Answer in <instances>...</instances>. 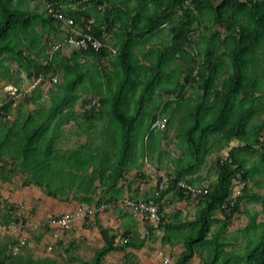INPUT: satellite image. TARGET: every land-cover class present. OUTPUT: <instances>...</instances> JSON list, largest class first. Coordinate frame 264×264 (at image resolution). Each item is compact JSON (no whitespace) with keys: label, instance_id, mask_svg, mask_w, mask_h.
Here are the masks:
<instances>
[{"label":"trees","instance_id":"obj_1","mask_svg":"<svg viewBox=\"0 0 264 264\" xmlns=\"http://www.w3.org/2000/svg\"><path fill=\"white\" fill-rule=\"evenodd\" d=\"M42 1L51 2L55 11L72 19V26L46 7L42 11L32 9L30 0H0V180L11 181L21 175L23 185H34L50 197L85 202L90 207L105 203L107 210L109 203L116 206L125 198L112 193L130 171L128 163L137 142H143L155 130L159 141H170L168 131L175 128L180 154L173 155L170 149L167 154L158 150L156 155L163 168L170 169H165L169 184L157 196L158 177L153 194L142 200L156 201L157 227H164L167 234L163 242L172 243L174 232L169 231L174 225L166 221L172 215H163L162 210L165 196L171 192L175 201L200 197L195 219L180 224L183 233L176 241L183 243L184 250L176 264H188L202 250L206 252L204 264H264V220L258 221L257 214L242 230V250L227 249V224L210 237L215 223L221 222L216 216L219 208L229 213L228 219L246 200L261 203L264 211V195L249 185L264 186V0ZM116 24L119 28L109 39L104 33L112 32ZM37 25H66L69 30L59 43L50 45L46 32H38ZM88 25L104 46L94 49L70 45L72 28ZM218 25L226 30L224 37L218 31L211 32ZM203 26L205 29L199 31ZM165 27L167 35L162 32ZM198 33L203 35V46L197 43ZM157 39L166 41L157 45ZM148 43L151 46L144 51ZM64 45L74 49L71 57L62 52ZM80 56L94 60L82 63ZM15 63L17 69L12 67ZM23 71L29 86L40 75L43 77L22 95L26 105L37 104L43 96L39 88L62 74L58 89L50 90L47 107L29 110L16 102L19 94L4 90L5 85L17 82L16 77L20 81ZM2 81L6 82L4 86ZM77 102L81 110L75 111ZM73 118L79 123V136L85 133L96 139L77 145V149H65L60 145L66 135L63 127ZM144 119L146 129H141L135 140L140 128L137 124ZM164 119V126L155 125ZM216 151L217 174L206 193L193 194L178 185L182 180L203 187L195 184L193 175ZM155 168L159 172L161 166ZM237 181L243 187L232 197ZM3 207L4 218L0 220H11V209L18 220H26L17 214L24 209L23 203L11 201ZM101 212L89 218L94 217L104 244L94 249L91 259H74L80 264H104L109 253L128 248L134 249L126 252L128 259L136 258L135 250L144 247L146 237L131 233L130 228L117 239L119 232L99 223ZM151 224L147 232L153 236L156 229ZM44 225L50 229L45 232L52 231L47 220ZM73 230L74 225L60 229L62 238L69 237ZM17 242L16 234L0 233V264H58L49 257L26 255L22 252L24 245L15 251ZM58 246L71 252L77 243L72 239L68 245Z\"/></svg>","mask_w":264,"mask_h":264},{"label":"rangeland","instance_id":"obj_2","mask_svg":"<svg viewBox=\"0 0 264 264\" xmlns=\"http://www.w3.org/2000/svg\"><path fill=\"white\" fill-rule=\"evenodd\" d=\"M29 5L32 9H38L39 11H42V9H44V7H46V5L44 4V2L42 0H30ZM207 25H210L209 23ZM206 27V26H205ZM205 27L203 26L202 28L199 29V31L205 29ZM214 31H218L221 33V36L224 37V35H226V30L224 27H222L221 25L218 26H213L211 32L213 33ZM203 33V32H202ZM202 33L199 35V33L197 34V42L198 44L201 43L202 45V41H203V35ZM165 37V36H164ZM166 40H159L157 39V42L159 45V43H162ZM200 50V49H199ZM12 67L14 69H17V64L15 63L14 65L12 64ZM27 75L22 74L20 77V81L19 78L16 77L15 80H17L15 84V86L19 89H23L28 87L29 85V81L26 78ZM58 82H54L51 83V81L46 82V84H43L39 89H41V93H42V98L38 100V103H30V104H23V97L22 95H19V97L17 98L16 102H18L19 104L21 103L22 106L26 107L29 110L35 109V108H39V107H47L50 103V97H51V93L50 90L51 88L53 89H58L59 85L62 83V74L58 73ZM26 78V79H25ZM37 90H35L33 92V94H36ZM190 93V92H189ZM83 96H85L83 94ZM17 111V108L15 109V112ZM13 118H15V115H13ZM12 118V119H13ZM178 118H176V125H178L179 123H177L179 120H177ZM141 124H137L140 125L139 130H137V133L134 135V139L137 140L139 137V133L141 129H146V122H142L140 121ZM116 127H118L117 123L115 124ZM175 129V128H174ZM174 129H169V133H168V137L171 138L170 141H168L169 143V147L170 149L175 152L176 154H180V150L177 148L176 146V134H175V130ZM152 141V142H151ZM151 141L150 143L152 144V147L156 146L158 141H159V133L158 130L152 131L151 132ZM136 142V141H135ZM161 142V140H160ZM215 143L216 140H214ZM173 144V145H172ZM158 146H156L157 148ZM220 152V150H219ZM219 152L216 151L214 153H212L206 160V164L203 166L202 171H200L202 174H197L196 177L200 178V182L195 181V184L198 185H207L209 186V184L215 180L216 178V166H215V162H216V158L219 155ZM175 153L173 155H175ZM220 155H224V151L220 152ZM168 170V169H166ZM170 170V169H169ZM168 170V171H169ZM161 171V170H160ZM158 173V172H157ZM193 177H195L193 175ZM23 180L24 178L21 175H17V176H13L11 181H3L0 180V218H4L3 214H4V205L8 204L9 202L12 201H16L13 199V197H17L20 199L21 202L16 201L18 203H23L24 204V209H20L17 212H19V215H22L21 217H25L26 218V222L28 223H36V225H38V229L34 228L32 225L28 224L25 225L24 227V232L29 236L28 241H26L24 245V247H22L23 251L26 255H30L34 258H44V257H49L51 259H54L58 264H80L79 261H76L74 259V257L78 256V257H82L83 259H91L92 258V253L95 248H97L98 243L92 245L90 243H87L83 245V243L81 242V247L78 248L76 251H71V252H66L65 250H63L61 247H57L54 248L52 250H48V248L45 247L47 242H52L53 240H49L47 242H45V235L49 234V235H53V231H47L46 230H50V229H45L46 225H44V219L45 218H41V216H39L37 214V210L34 209L32 206L29 207L27 206V191L25 190V185H23ZM195 180V178H194ZM264 183V180H263ZM250 187L252 189H254L255 191H258L261 195H264V186L262 188H257V187H253V183L249 184ZM243 187V183H240L237 181V183L233 186V196L235 197L237 194H240L241 189ZM43 193L44 191L41 190ZM34 192H31L29 194V196H34L33 194ZM125 197H129V196H125ZM132 197V196H131ZM123 200V199H122ZM169 201H171L169 203ZM165 207H168V212L163 210V215L168 214V215H172L174 216V213H177V211L179 210H184L186 211V213L188 214L189 217H191L192 219L195 218L196 213L198 208L200 207V197L199 196H189L186 199H182V200H178L176 198V201H174L173 199L168 200V198H166L163 201ZM119 207H123V208H127L124 206L122 201H119L118 203ZM45 206V205H44ZM49 206V205H48ZM111 206H115V205H111ZM110 206V207H111ZM172 206V207H171ZM47 213H43L44 217L47 216V214H51L49 211V209L44 208ZM129 209V208H127ZM223 209H218L216 211V216L217 218H219L221 220V222H216L215 225L213 226V231L210 234H213V232L215 230H217L219 227L223 226L224 224H227V230L225 232V236H227V242H228V250H242V246H244L245 244V240H244V235L242 233V230L251 222V218L253 214H257V219L258 221L264 220V211H263V207L261 203H258L256 201H251V200H246L244 202H242L241 204V208L240 211L237 212L235 215H233L230 219L227 218L228 214H225V212L223 211ZM133 211V210H132ZM56 213V212H55ZM133 213H135L136 215H138L140 217V220L142 219L139 213H136L133 211ZM28 215V216H27ZM38 216V218H37ZM38 220V222H36ZM144 220V219H142ZM147 221L148 224L152 223L151 226L154 227V230L152 233L153 235H157L156 237L151 236L150 234H147L148 232H146V236L149 235V237L152 239L153 242H159L162 233L164 232V227H157L155 228V226H153V222L159 223V218L156 220H144ZM43 230V234H41L42 232L40 230ZM38 231H40V233H38ZM59 233V239H58V245H68L70 243V241L72 239H75V237L73 238L72 235H70L69 237H64L62 238V231H58ZM40 234L42 236H40ZM5 239H7V237H4ZM12 240V239H10ZM61 241V242H60ZM18 243V242H17ZM160 251H158L155 255L154 258L152 260H150V253L147 251L145 252L144 256L142 258H139L137 253H138V249L135 250V254H136V258L134 259H128L130 257L127 256L126 252L127 251H133V248H128L126 251H122V252H114L112 254L109 255L108 257V263H116V264H176V261L178 260V256L180 255V252L175 249L173 247V254H170V256L165 255L167 253V251H165L164 249L167 248V246L165 244H162V240L160 242ZM179 246V245H178ZM184 246L181 245V248L183 249ZM20 248V246H19ZM18 248V249H19ZM143 248V247H142ZM141 248V250H142ZM164 248V249H163ZM132 249V250H131ZM154 250V249H153ZM162 251V252H161ZM205 257H206V252L204 250L202 251H198L196 253V255L191 258L188 261V264H204L205 263ZM145 259V260H144Z\"/></svg>","mask_w":264,"mask_h":264},{"label":"crops","instance_id":"obj_3","mask_svg":"<svg viewBox=\"0 0 264 264\" xmlns=\"http://www.w3.org/2000/svg\"><path fill=\"white\" fill-rule=\"evenodd\" d=\"M166 27L162 30V32L165 31L166 32L165 34L167 35L168 31L165 30ZM36 28L38 32H42V30L46 32V37L48 38V44L50 45H55L56 43H59L58 41H61V39L65 37V33H67L69 30V28L66 25L61 26V27L56 26V27H49V28H45L42 25H37ZM118 28H119V24L118 25L116 24V26L113 27L112 32L109 30L107 33L105 32L104 34L108 35V38L111 39L115 30H117ZM146 45L147 46L144 49V51H147L149 47L151 46L150 43ZM73 51L74 49L69 45H64L62 48V52L68 57L72 56ZM79 60L82 63H90V62H93L94 59H92L90 56H83V57L80 56ZM22 74L26 75V72L23 71ZM62 79H63V76H62ZM2 84L4 86L6 82L2 81ZM80 105L81 104L77 102L74 105V110L75 111H78L79 109L81 110ZM102 122H104V120ZM144 122H146V119H144ZM78 124L79 123L76 121V118H73L69 120L67 124L64 125L63 128L66 131V135L62 137L60 145L64 147L65 149H71V148L77 149L79 144L90 142L92 141V139H96V138L90 139V137L89 136L87 137V134L85 133L79 136L76 132V128L78 127ZM148 135H146V138H144L143 142L138 141L137 144L135 145V148L132 150L133 156L131 157V161H129L128 163L129 165H131L130 171L125 174L124 178L120 179L117 185L116 192L114 191L112 193L113 195L115 194L119 195V198H123L125 196H132L138 199H145L153 194L155 187L157 185V179H158V173L155 167H157V165H160L161 166L160 170L167 169V168H163L162 164H160V162L156 160V155L158 153V150L160 153L166 150H170V147L168 144L169 139L165 138V139H161V142L158 141L156 145L158 147L156 148V150L153 151V149H155L156 146L152 147V144L150 143L151 135L150 136ZM163 154H167V151L166 153H163ZM197 174L194 175L195 181L200 182L201 179L196 177ZM199 174H202V173L200 172ZM104 188L106 187H101L100 190ZM25 190L27 191L26 194L28 197L27 206L29 207L32 206L34 209H36L37 214L41 216V218H45L44 221L47 220V222H48L49 216L51 215L59 214V213L66 212V211H72L78 205L87 204L85 202L79 203L78 201H73V202L62 201L60 199L50 197L46 195L45 193H43L40 188L34 185L26 186ZM31 192H34L33 193L34 196H29ZM172 196L173 194L170 192L168 195L165 196L164 200L166 198H168V200H171L173 199ZM13 199L21 202L20 199L17 197L15 198L13 197ZM170 202L171 201H169V203ZM109 204L110 206L112 205L111 203ZM44 208L49 209L48 212H50L51 214H47V216L44 217L43 213L45 212L47 213V211ZM164 211L168 212L167 206L164 208ZM179 211L180 212L176 214L177 215L176 217L171 216L170 219L166 220L169 224L174 225V229H172V231H169V233L171 234L174 232V234H172V237H173L172 243H170V241L163 242V237L167 236V234L165 233V230L160 237L162 239H159V242H153L152 239L149 237V235L147 236L145 235L147 232V226L149 225L147 221H144L142 219L140 220V217L136 215L135 213H133L132 210L119 207L118 205L111 206L109 209L102 211L98 216V220L101 225L111 228L112 232L114 231L119 232L117 239H119L120 236L124 234V232H127L130 228L132 230L131 233L139 232L141 237H146V244L144 245L142 250L141 249L138 250L137 255L139 258H142L145 252L148 251L150 253V258H151L150 260H152L154 258V255L161 249L160 248L161 245H159L161 240H162V244H165L167 246L166 249L163 248L165 251H167V253L165 254L167 256H170V254H172L174 257L173 247L177 249L180 253L184 250V247L183 249L181 248V245L183 246V243L176 241L177 238L180 237L179 234L181 235L183 233V231L180 232V228H181L180 224L181 223L186 224L189 221L194 220L195 218L192 219L191 217H189L185 209L179 210ZM84 218L86 217H82L78 219L77 221H75L74 230L68 234L69 236L72 235L73 238L75 237V239L73 240L77 243V248L74 251H76L78 248L81 247L80 246L81 242L83 243V245L84 243L85 244L90 243L92 245L98 243L97 247H101L104 244V238L99 230V227L97 226V223L94 217H91V218L88 217L89 220H85ZM36 222H38V220ZM153 223H154L153 225L157 227V223L155 222ZM30 225H32L36 229L39 228L38 225H36V223H30ZM175 227H179V228L175 230ZM40 231L42 232L41 234L44 233L42 229ZM40 231H38V233H40ZM41 234L40 236H42ZM156 236L157 235L155 236L153 235V237H156ZM44 238H45L44 239L45 242L51 239L53 240L52 236L49 234H46ZM55 243H56L55 248H57L58 243L57 242ZM92 251H93L92 257H93L95 254V251L94 250ZM112 253L114 252H111L106 256L104 260V264H111V263H108L107 260H108L109 255ZM151 262L152 261H150V264Z\"/></svg>","mask_w":264,"mask_h":264},{"label":"built area","instance_id":"obj_4","mask_svg":"<svg viewBox=\"0 0 264 264\" xmlns=\"http://www.w3.org/2000/svg\"><path fill=\"white\" fill-rule=\"evenodd\" d=\"M46 8H48L49 12L53 13L56 17L61 18L67 26H72L74 21L72 19H66V17L57 11H55L53 5L51 2L46 1ZM72 34H70L68 38V42L70 45H73L77 48H87L89 46H92L94 49H100L104 46L103 41L100 40L98 37L95 36L92 32V28L90 25L85 27L84 29H78L76 27L72 28ZM56 48V47H55ZM42 75H40L38 78L35 79L34 83L28 86V88L24 92H18L19 89L13 85V84H7L4 87V90L8 94H19L24 95L28 93L30 90L33 89L34 85H36L39 81L42 80ZM51 83L58 82V76L55 75L52 77ZM26 92V93H25ZM163 121H158L155 123L157 126H164ZM159 177V183L158 188L156 190V195L160 194V190L164 189L166 186H168L169 182V176L167 174L166 170H161L158 172ZM178 185L186 188L189 192H192L193 194H202L206 193L208 190V186L204 185L203 187L197 188L195 185L186 183L185 181L180 180L178 182ZM125 207L129 208L130 210H133L136 213H139L141 218L144 220H156L159 218V209L158 204L154 199H151L149 201H143L142 199L134 200L130 197H125L122 200ZM108 207V204L102 203L100 206H94L90 207L87 205H78L74 210L72 211H66L59 214H54L49 216L48 218V224L52 228L53 235L52 238L54 241L47 242L45 247L48 248V250H52L55 248L56 243L58 241L59 237V230L60 229H69L71 228L75 221L82 217H90L92 216L96 211H104ZM9 208H11L9 206ZM12 213V219L9 221L0 220V233L1 234H16L18 237V243L15 245L14 249L15 251L18 250L20 245H23L28 241L29 236L24 232L25 225H28L30 223L24 221L23 219H17L16 211L14 212L13 209L10 210ZM20 214L19 212L17 213Z\"/></svg>","mask_w":264,"mask_h":264}]
</instances>
